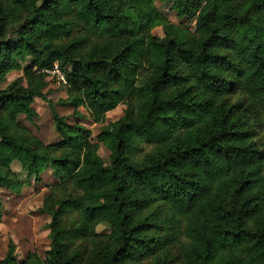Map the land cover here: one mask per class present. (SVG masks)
Returning <instances> with one entry per match:
<instances>
[{
  "label": "trees",
  "instance_id": "16d2710c",
  "mask_svg": "<svg viewBox=\"0 0 264 264\" xmlns=\"http://www.w3.org/2000/svg\"><path fill=\"white\" fill-rule=\"evenodd\" d=\"M164 1L193 27L154 0H0V84L30 58L0 87V189L20 193L18 171L39 180L49 164L58 180L40 209L46 258L19 263L11 241L0 264H79L71 249L89 239L99 264H264V0ZM56 63L80 119L81 107L103 123L126 104L96 141L50 101L55 143L20 122L38 118Z\"/></svg>",
  "mask_w": 264,
  "mask_h": 264
},
{
  "label": "rangeland",
  "instance_id": "374dc122",
  "mask_svg": "<svg viewBox=\"0 0 264 264\" xmlns=\"http://www.w3.org/2000/svg\"><path fill=\"white\" fill-rule=\"evenodd\" d=\"M154 4L169 19L170 23L175 25L186 24L193 27V22L179 18L176 12L171 9V3L169 1L154 0ZM14 28L15 26L10 27L9 37L14 36ZM152 33L161 38L165 37L162 26L155 27ZM29 63L30 58L28 57L22 64L23 68ZM23 68L9 72L6 80L0 84V87L4 89L12 81L24 78ZM44 72L46 73V71ZM45 81L48 83L47 89H50L51 92L49 91L47 93L46 99H36L35 107L38 112V118L35 119L34 123H30L24 115L19 117L23 127L28 129L45 144L55 143L59 139L49 101L56 104V109L59 114L66 116L69 123L81 122L86 128L90 129L92 138L95 141L104 126L125 116L127 106L121 103L114 110L106 114V119L103 123H95L83 107L77 110L83 115V118L80 119L75 114L74 106L67 99L68 93L66 88L56 85L54 77L51 74L47 75ZM58 100H61V103ZM261 140L264 142V139L261 138ZM98 153L104 159L105 163L109 162L110 151L105 146L101 145ZM13 167L16 170L19 169V166L16 165ZM18 172L20 178L28 182L20 193H15L5 188L0 189V202L2 205V216L0 218V260L5 259L8 255L11 241L15 245L14 255H16L17 262H24L33 254H36L40 260H43L46 258V252L50 248V230L48 225L51 218L48 214L42 213L40 209L44 207L45 196L51 192V187L58 180L52 175L50 164L42 171L39 180L34 176L28 180L24 171L19 170ZM75 219L65 217L64 223L67 229L74 227ZM78 223L77 221L76 224ZM97 233L100 235L99 242L101 245H110V236L112 234L110 224L103 223L99 225L97 227ZM94 242L93 239L78 241L71 249V252H74V250L81 252L82 261L79 264H99L96 252L97 247H95ZM165 256H168V254H161L158 259L163 261ZM140 264H156V260L153 258L146 259Z\"/></svg>",
  "mask_w": 264,
  "mask_h": 264
},
{
  "label": "built area",
  "instance_id": "2783aa9c",
  "mask_svg": "<svg viewBox=\"0 0 264 264\" xmlns=\"http://www.w3.org/2000/svg\"><path fill=\"white\" fill-rule=\"evenodd\" d=\"M46 73L54 77L55 84L58 86H65L67 81L64 73L60 70L58 64L56 63L54 68L51 70H45Z\"/></svg>",
  "mask_w": 264,
  "mask_h": 264
}]
</instances>
